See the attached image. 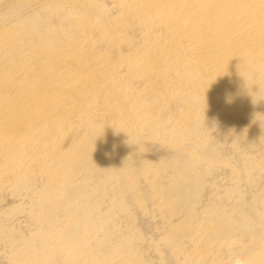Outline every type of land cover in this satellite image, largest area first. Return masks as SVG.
<instances>
[{
    "label": "bare ground",
    "instance_id": "6f19581e",
    "mask_svg": "<svg viewBox=\"0 0 264 264\" xmlns=\"http://www.w3.org/2000/svg\"><path fill=\"white\" fill-rule=\"evenodd\" d=\"M3 193L0 264H264V0H0Z\"/></svg>",
    "mask_w": 264,
    "mask_h": 264
},
{
    "label": "rangeland",
    "instance_id": "374dc122",
    "mask_svg": "<svg viewBox=\"0 0 264 264\" xmlns=\"http://www.w3.org/2000/svg\"><path fill=\"white\" fill-rule=\"evenodd\" d=\"M37 181H38V183H37L36 181H35V182L37 183L38 186H40L41 183H42V182H41L42 180L40 181V179H37ZM3 195H4V196H3L4 198H2V199H3L2 201H0V202H1L0 204H2L3 206L0 205V206H1L0 209H1L2 207L7 208V207H9V206H12V205L18 204L20 198L18 199L17 196H13L12 194L10 195L9 193H5V194L3 193ZM108 198L110 199V197L107 196L106 198H104V200H103V202H102L101 207H102L103 210H105V208L108 207V205H109V203H110V202H109L110 200H109ZM6 200H7V201H6ZM108 200H109V201H108ZM6 202H7V203H6ZM8 203H9V204H8ZM13 203H14V204H13ZM104 203H105L107 206H106ZM19 215H20V214H19ZM21 215H22V214H21ZM21 215H20V216H21ZM23 217H24V218H23ZM22 218H23V219H22V221H21V227H19L20 229L17 228V231H16V234H18V235H19L20 233L22 234V232H23V229H22V228L24 227V225H27V226H25V227H28V226H29V228H30V227H32V226H31V225H32L31 223H33V221H31L30 219L26 218V216H24V215L22 216ZM25 219H26V220H25ZM28 220H29V221H28ZM25 221H26V222H25ZM30 221H31V222H30ZM22 222H23V223H22ZM26 223H27V224H26ZM22 226H23V227H22ZM20 231H21V232H20ZM18 232H20V233H18ZM16 236H17V235H16ZM1 237H2V236H0V239H2L3 241L0 240V253H1V255H2L3 253H4L3 255H6V254H7L6 251H8V255H9V254H10L9 251H10L11 249H10L9 247H8V248H9L10 250H9L8 248H6L7 245H8V246L10 245V244L7 243V242H9V239L7 238V240H5L6 238L4 239V238H1ZM4 240H5V241H4ZM1 242H2V243H1ZM5 242H6L7 244H6ZM38 243H41V241L39 240ZM1 244H2L3 246H2ZM5 244H6V245H5ZM3 247H4V248H3ZM5 248H6V250H5ZM3 249H4V250H3ZM7 249H8V250H7ZM3 251H5V252H3ZM6 256H7V255H6ZM6 256H4V257L7 259V257H9V256H7V257H6Z\"/></svg>",
    "mask_w": 264,
    "mask_h": 264
},
{
    "label": "clouds",
    "instance_id": "9594fccd",
    "mask_svg": "<svg viewBox=\"0 0 264 264\" xmlns=\"http://www.w3.org/2000/svg\"><path fill=\"white\" fill-rule=\"evenodd\" d=\"M229 264H256V262L253 257L247 254L237 253L230 258Z\"/></svg>",
    "mask_w": 264,
    "mask_h": 264
}]
</instances>
